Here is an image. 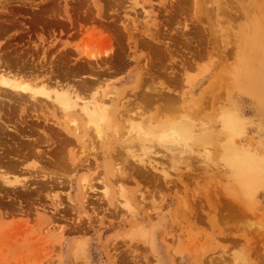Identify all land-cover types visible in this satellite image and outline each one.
I'll list each match as a JSON object with an SVG mask.
<instances>
[{"label": "rangeland", "instance_id": "374dc122", "mask_svg": "<svg viewBox=\"0 0 264 264\" xmlns=\"http://www.w3.org/2000/svg\"><path fill=\"white\" fill-rule=\"evenodd\" d=\"M263 31L264 0H0V77L46 92L39 106L0 91L20 130H0V264H264V98L246 90ZM59 80L95 90L66 112ZM142 81L210 139L174 135V163L122 150L137 111L112 126L78 111L93 92L112 118Z\"/></svg>", "mask_w": 264, "mask_h": 264}, {"label": "bare ground", "instance_id": "6f19581e", "mask_svg": "<svg viewBox=\"0 0 264 264\" xmlns=\"http://www.w3.org/2000/svg\"><path fill=\"white\" fill-rule=\"evenodd\" d=\"M262 33H264V31ZM262 40H263V38H262ZM258 59H264V56L263 55H260L258 57ZM258 59L256 58L255 59V62L258 61ZM255 62H253V63H255ZM261 64H263L262 66L264 68V61L263 60H261ZM17 75H19V73ZM14 76L15 75H13V77H10L8 75V73H7V74H3L0 77V91H1V95H3L4 98L5 97L20 98L21 100H25V101L26 100L28 101L30 99H33L37 103H40L39 106H41L42 103L36 98L35 95H39L40 93L42 94L43 92H45V90L43 88H42L43 90H41V89L39 90L37 88L23 87V86L20 85V83H16L17 80H18V78H17L18 76L16 77L17 80L15 79L16 82H15V80H13V78H15ZM39 76H41V75H39ZM22 78H23V76H22ZM67 78L70 79L69 77H67ZM256 78L257 77L255 75V76H253V78L251 77L249 79L250 87L246 86V90L249 93L254 94L256 97H263L264 98V77H263L262 80L261 79L257 80ZM51 83H52V81H51ZM68 83H70V85L68 87L67 86L63 87L64 86L63 85L64 83L63 82L61 83L63 85L62 86L60 84V80H59V82L58 81L55 82V84L52 83L55 86L54 89H56V91L54 93V94H56L54 96L55 98L52 97L54 99V101H55L53 103H56V106L57 105L58 106L60 105L61 107H63L66 112L67 111L68 112H74V111H76L77 107L79 106L78 99L80 100L81 99V96H83L82 95V92H85V90H91V91L93 90L94 91L95 90L94 89V84H96V82L95 83L94 82H90V81L87 82V80L86 81L82 80V82H81V80H80V83L81 84L80 83H77L76 84L74 82L75 83L74 86H71V85H73V84H71V82L68 81ZM21 84H23V81H22ZM22 87H23V90H30L32 92L31 95H28L29 97L21 94L20 92H15V90L17 91L19 88H22ZM144 87H143V81H142V84H140L139 86H137V89L139 90L140 88H144ZM164 88L163 89L153 88L149 92L148 91L139 90L135 94L136 95V98H137L136 99L137 101L130 103V105H129V102L127 103L128 105L127 104L119 105V103L117 105V103L115 104L114 102H112L111 104L117 105V106H113L115 109H114L113 114L111 113L112 114V118H108V116H107V114H109L110 110H102L103 107L97 105L98 102H101V103H104L105 104V99L102 98V96H100L99 98H97L96 97V94H94L93 92L89 95V97L94 96L92 98V100H93V106H90V103H91L90 101H89L90 103L84 101L85 103H83L82 108L79 109L78 111H80V112L83 113V115L85 116V120L89 118V121L92 120L93 122H97L98 120H100V118H102V119L105 120L106 124H108L109 126L110 125L111 126L112 125H115L116 123L120 122V120H123L124 121L125 118H128L129 117V114H128L129 112L137 111L136 114L140 118L139 121H137L138 124L134 125L136 127L135 132H137V136H134V137H131L130 136L127 139H125V141L123 142V144H125V147H123L122 150H125L127 148H132V149L139 148L143 155H145V154L146 155H148V154H154L156 152V150H160L162 148H164L165 150L166 149H169L170 150L169 152H171L172 151L171 149L172 148L174 149V146L176 145V143H180L183 140V138L185 137V135L188 134V133H190L191 135L195 136L196 137V141H204L206 139L209 140L210 139V129L209 128L208 129L207 128L204 129L203 128L204 126L199 125V124H195L190 119V117L183 116V115H180V116L178 115L176 117L170 118L171 116H173V115H171L169 117V119H168L165 116V113L167 111H174V110L178 109L179 99H178V97H176L174 95H171V92L172 91L171 92L170 91L168 92L167 89H164ZM48 92L49 91H47V95L48 96L46 98L49 97L48 99H50V94ZM44 94L46 95V92ZM84 98L81 99V100H84ZM110 100L109 101L107 100V101L110 102ZM7 103H8V101H7ZM3 105H1V106H3ZM35 105L36 104H34V106H33L34 108L37 107ZM0 110H1V114H0V130L3 129V130H7L8 131L9 129L12 128L11 131H13V132H15L16 134L19 135L20 130L18 128V125H11V123H9V124L4 123V121H2V116L6 115L5 114V110H4V113H2V109L1 108H0ZM101 110H102V112H101ZM150 110H152V111H154L156 113V116L155 117L150 118L151 121H154L153 123L150 120H148L147 118H144V115L146 114L145 112H150ZM102 113H103V115L100 117V115ZM175 113H176V111H175ZM175 113H174V115H175ZM9 116L10 115H8L7 118H9ZM205 126H208V125L205 124ZM227 129L228 130H231L229 126H227ZM75 131H76V129H75ZM97 132H99V131H97ZM174 135H177L178 138L181 141L179 139H174L175 138ZM127 136L128 135H125V137H127ZM102 143H104V142H102ZM176 147H177V145H176ZM180 150H181V148H180ZM167 152H168V150H167ZM170 154L173 155L175 153L171 152L168 155H170ZM174 156L170 157V161H172V162L175 163V162H177V159H176L177 157H176V154ZM125 162H127V161L125 160ZM141 162L143 163L144 161L141 160ZM142 163H141V166L142 167H146L148 165V164L146 165V163H145V165H142ZM5 165H7V164H5ZM150 166H152L153 169H154V165L153 164L150 163ZM7 167L10 168L9 166H6V167H2V170H4V172H6L5 169ZM162 169H164V168H162ZM137 170H139V169H137ZM6 173H8V172H6ZM3 174L5 175V173L0 174V178H1L0 186H4V184L7 183L4 180V177H1V176H3ZM7 179H8V177H7ZM251 184L254 185V184H257V183L255 181H249L247 183V185H249V186H251Z\"/></svg>", "mask_w": 264, "mask_h": 264}]
</instances>
